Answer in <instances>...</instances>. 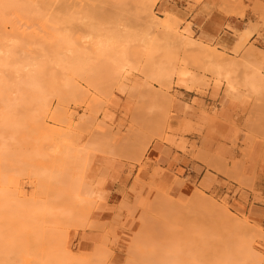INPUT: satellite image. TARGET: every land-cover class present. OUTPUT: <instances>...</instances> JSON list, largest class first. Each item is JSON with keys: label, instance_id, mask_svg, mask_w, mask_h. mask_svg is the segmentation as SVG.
<instances>
[{"label": "rangeland", "instance_id": "1", "mask_svg": "<svg viewBox=\"0 0 264 264\" xmlns=\"http://www.w3.org/2000/svg\"><path fill=\"white\" fill-rule=\"evenodd\" d=\"M0 1L3 3L4 0ZM49 1L46 0L45 3V0H33V2L32 0H12L10 3L7 0L5 6L8 7L10 4L12 10L10 7L8 10L4 9L7 7L2 9L6 23L4 29L1 27L4 35L1 33L0 35L3 37L7 34L12 35L13 42H9L10 39L7 36L4 40L0 37V43L7 41L9 44L17 45L18 40L21 43L23 38H26L16 48L14 47L16 51L13 48L15 52L14 57L12 56L13 61L7 66L11 68H1L3 73L17 79L56 80L61 93L49 94L46 97V103L36 94V100L38 98L39 103H34L35 95L27 92V94L11 93V95L9 93L8 96H2L3 100L4 97L7 99L2 100L4 103L0 100V113L12 114V110L18 123H23V126L21 124L22 127L20 126L14 134L9 135L5 132L2 137L0 135V144L3 143L6 146L5 158H2L3 161L0 159V264H71L73 259L70 253L73 258H77L73 264L80 259H83L85 264H132L136 260L132 259L131 263V259L127 257H136L130 256L132 246L129 247L130 241L137 244L136 232L142 234H140L142 242L140 240L141 243H139L141 249L136 246L142 252L141 257H137L140 258L136 262L138 264H158L151 262L152 259L149 260L152 252H156V248L160 249L162 254L169 251L171 258L173 256L172 260L170 254L167 256L171 264H190L191 259L192 261L200 260L202 264H213L214 261L210 262V259H220L222 249L230 244H227L228 239H230L228 242L234 243V247L239 244L235 241L238 237H233V234L238 233L235 231L236 228L245 229L242 224L233 226L235 222L242 223L239 218L248 219V227L250 224L254 226L253 229H260V232L256 231L257 234H254L255 237L251 228H249L251 231L248 229L247 232L250 231L254 237L252 238L251 233H248L249 246L252 244L254 252L260 255V261L258 258L253 257V259L256 260V264H264V85L256 84L259 82L260 75L264 80V58H262L263 61L260 59L264 52L257 49L254 42H249L250 34L264 26V0H221L222 9L233 8L239 14L249 9L252 13H257L258 21H260L254 24L249 23L252 28L241 32L227 25V28L232 29L237 37V44L230 51L232 56L227 51H219L214 43H203L195 38L192 30L194 25L191 22L178 17L174 14L175 11L160 9L156 5L152 8L151 15L146 7L144 12L142 6L140 10L144 13H133L132 11H139L135 7V0L134 2L133 0H116L118 4L115 0H97V2L85 0L86 3H94L95 8L99 5V8L101 6L102 8L98 10V13L89 4L92 7L90 9L95 10V13L92 10L91 13L90 11L79 13L77 8L82 9L86 3L83 2L84 5H82L77 0H70V2L60 0L64 2L58 5L59 0H51L55 2V5ZM98 1L103 3L100 2L98 5ZM136 1L139 2V0ZM193 1L198 3L200 0ZM129 2H133L132 6ZM128 3L130 9L127 7L126 9L130 10L129 13L124 10ZM87 5L88 3L85 7L89 8L90 6L87 7ZM139 5L137 8L140 7ZM116 6H121L124 13L119 8V10L116 9ZM72 8H76L78 13L73 12ZM84 8L83 10L86 9ZM47 10H49L48 15ZM168 15L171 19L169 22L175 19V27L173 22L171 26L169 24V27H166L167 29L172 27V33H169L171 30L169 32L167 30V37L158 33L160 30H165L164 27L160 29L158 22L157 29L153 28L154 31H150V28L154 27L153 22H147V20L153 17L169 19ZM151 25L152 27L149 28ZM175 29L177 38L173 34ZM170 35H173L174 39ZM185 38L194 42L189 40L188 47V43L182 45L180 41L188 42ZM196 42L207 47L209 53L213 51V48L214 53L223 52L220 53V57L218 52L217 57L213 55V52L210 53H213L212 55L216 58L219 57L216 64L214 57H212L213 63L210 54L204 55L207 51L199 53L197 49L189 50L190 44ZM186 47L188 50L185 49ZM209 48H212L211 51ZM3 49H6V46ZM3 54L4 51L0 55ZM256 57L259 60L254 59ZM219 61L223 65L219 66ZM255 61L262 63L258 64L259 62ZM225 62L238 64L228 68ZM120 64H125V66L122 65L124 68ZM14 69H20V71L13 72ZM163 71L167 75H164ZM256 71L260 75L256 74ZM182 72H186L185 76L178 75ZM189 75L191 77H188ZM255 75H259L258 82L255 80L256 77L254 78ZM196 76H201L202 80ZM260 81L262 82L261 79ZM232 84H236L234 88L238 96L234 95L235 89H232ZM221 88H224L226 97L235 102L234 112L229 120H223L219 114L223 97H218L216 103L209 104L192 94L204 96L209 89ZM185 91L192 92L185 93ZM25 95H29L28 100ZM16 100L20 103L17 104ZM176 103L181 104V109L176 108ZM200 109L207 113L208 119L204 122L194 119L195 112ZM103 139L106 140L103 141ZM206 139H210L209 141L214 145L218 141L225 140L229 144L231 154L225 157L216 151L206 149L204 147ZM99 141L101 144H98ZM92 142L99 146L109 143L112 150L110 149L109 153L104 152L106 151L104 147L103 151L98 149L101 151L98 152L96 149L101 146L96 148V144L93 145ZM4 149L3 152H5ZM1 157H4L3 154ZM80 173L85 175L81 178ZM82 181L86 186L91 185L85 186V189L88 188L89 190H86L90 191L88 195L87 191L83 190ZM77 186H79L78 193ZM81 187L86 194H80ZM197 191L198 198L201 200L197 198L196 203L198 200L200 202L206 200L207 203L205 201L203 205L204 207L205 204L207 205L206 210L209 213L212 206L210 198H213L212 204H219V206L222 204V207L226 205L236 217L227 215L225 220V216L224 218L220 216L224 215L223 208L220 215L219 212L217 213L220 217L217 215L215 216L217 218L213 217L216 214L215 210H220V207L216 205L219 209L215 206L216 209L213 207L215 210H212L215 213H210L215 223L210 221L213 223L207 222L208 226H206L205 221L202 220L203 225L200 221L204 218L197 217L195 213L200 215L201 212L203 217H206L208 213L202 214L203 207L199 206L200 203L196 206L193 199L191 203L188 200L192 195L194 198V193L197 197ZM156 192L157 195H155ZM73 193L74 196L76 195L75 198L78 196V199L73 198ZM201 193L209 197H203ZM161 194L163 198H166L165 201L172 199V201L181 202L182 206L180 204L179 208L184 207V211L181 209L182 214L178 205L174 207L182 217L178 216L174 208H171L174 205L173 202H170L172 205L169 206L171 208L168 209L169 213L166 208L161 209L160 203L164 202V199L157 202L159 200L157 197H161ZM201 196L203 198H200ZM168 198L171 199L168 200ZM186 201L190 204L194 202L197 209L200 207L198 213V210H194L196 209L194 204H189L195 211L190 213L193 218L191 220L186 218L189 216L186 211L192 208L185 209L188 204ZM209 201L210 207H208ZM155 202L158 204L156 205ZM163 204L165 206L166 202ZM203 205L201 203V206ZM89 207H91V213L87 212ZM172 209L177 214L175 219L174 213H171ZM161 210H166L167 215ZM204 210L203 212H207ZM85 213L89 214L87 218L83 216ZM170 215H172L171 219H169ZM176 217L182 218L181 222L176 221L178 220ZM218 218L219 220L222 218L220 220L222 222L226 221L225 224L216 220ZM228 218L230 220L227 221ZM235 218L239 219L238 222L234 221ZM231 219H234L233 225ZM79 220L80 224L85 223L84 226L78 224ZM204 220L207 221L206 218ZM164 222H167L166 226H169L167 230L174 231L165 230ZM208 228L215 231L213 234L216 233L220 238L214 236L212 231L210 235ZM220 228L224 232L220 231L217 234ZM191 229L195 233L191 232ZM159 230L161 233L157 232ZM226 232L227 236L231 233L230 238H227ZM242 233L243 231H241L243 237ZM205 234L210 237H205ZM244 234L248 236L246 231ZM237 235L240 236L239 233L235 236ZM225 236L226 243L223 238ZM104 238H107L105 239L107 243L102 244L99 252ZM62 241L66 242V252L71 251L69 254L64 252ZM225 244H227L226 247H223ZM97 247H99L98 251L94 252ZM167 247V251L162 249ZM228 247L231 249V246ZM219 248H221L220 251H218ZM230 249L226 248L225 251L233 255L232 258L229 257L232 260L235 259L234 262L244 258L235 257ZM243 249L246 254V248ZM126 250L131 252L125 253ZM147 250L153 251L149 253L148 260H145ZM161 251L157 253L160 254ZM91 252H94L96 256L97 252L103 256L99 258V255L97 258ZM160 255H158L159 258ZM181 255L185 263L181 261ZM200 256H204L205 260ZM68 257H71V261ZM246 259L249 262V258ZM157 260L162 263L163 259ZM232 260H230L231 263ZM198 261L195 263H201ZM247 261H243L244 264H248ZM165 262L168 261L165 259Z\"/></svg>", "mask_w": 264, "mask_h": 264}, {"label": "bare ground", "instance_id": "2", "mask_svg": "<svg viewBox=\"0 0 264 264\" xmlns=\"http://www.w3.org/2000/svg\"><path fill=\"white\" fill-rule=\"evenodd\" d=\"M4 1H5V0H4ZM4 1H3V3H2V1H0V33H1V34H3V33H2L3 31L1 32V30H2L1 27L4 29V27H5L4 25H5V23H6V19H5V17H4V13L2 12V9H3V7H7V6H5V2H6L7 0H6L5 2H4ZM8 1H9V2L11 1V2H12V0H8ZM36 1H37V0H36ZM42 1H43V0H42ZM50 1H51V0H50ZM50 1H49V2H50ZM53 1H54V0H53ZM53 1H51V2L55 4V2H53ZM72 1H76V0H72ZM72 1H71V2H72ZM80 1H81V0H79V1L77 0V2H79V4L84 5V3H86V1H88V0H86V1H85V0H82L81 3H80ZM89 1H90V0H89ZM101 1H102V0H101ZM101 1H100V2H101ZM117 1H118V0H117ZM127 1H128V0H127ZM9 2H8V3H9ZM11 2H10V3H11ZM28 2H29V1H28ZM32 2H33V0H32ZM39 2H40V1H39ZM62 2H64V1H62ZM62 2H60V0H59V4H58V5H60V3H62ZM69 2H70V0H69ZM83 2H84V3H83ZM93 2H95V0H93ZM96 2H97V0H96ZM98 2H99V1H98ZM100 2L97 3V4L99 5ZM115 2H116V0H115ZM119 2H120V1H119ZM124 2H125V1H124ZM133 2H134V0H133ZM133 2H131V3H133ZM139 2H140V5H139ZM139 2L136 1V0H135V2H134V3H136V4H135L136 6H135V5H134V6H135L136 9H138L139 11L134 12V11H132L133 9H132L131 11H132L133 13H138V12H139V13H140V12L142 13L143 11H144V12L146 11V10H144V8L146 7V9H148L149 12H150L151 15H152V10H153L152 8L155 6L157 0H139ZM8 3H6V4H8ZM13 3H15V2H13ZM13 3H12V5H13ZM16 3H17V2H16ZM18 3H19V2H18ZM37 3H38V2H37ZM40 3H41V2H40ZM40 3H39V4H40ZM45 3H46V0H45ZM45 3H43V4H45ZM87 3H88L87 7L90 6L89 8H86V7H85ZM87 3L84 5V7H85L87 10H86L83 6H82V9H81V8H77L78 11H79V13H80V12H81V13H84V12H89V11H90V13H91V10L93 11V9H90V8H92L91 5L94 7V5H93L94 3H92V2H87ZM101 3H103V2H101ZM105 3L108 4L107 2H104V4H105ZM110 3H111V2H110ZM110 3H109V4H110ZM113 3H114V2H112V4H113ZM116 3L118 4V2H116ZM120 3H121V2H120ZM129 3H130V2H129ZM129 3H128V6L126 5V6L124 7V10H127V13L130 12V10H128V9H130V8H128V7H130V6H129ZM131 3H130V5L132 6ZM29 4H30V3H29ZM32 4H34V3H32ZM47 4H49V3H47ZM47 4H46V5H47ZM79 4H78V6H79ZM89 4H91V5H89ZM117 4H116V5H117ZM19 5H20V4H19ZM35 5H36V4H35ZM35 5H34V6H35ZM40 5H42V3H41ZM51 5H53V4H51ZM55 5H56V4H55ZM55 5H54V7H55ZM67 5H68V4H67ZM73 5H74V3H73ZM137 5H139L140 7L137 8ZM13 6H15V5H13ZM13 6H12V7H13ZM16 6H17V4H16ZM32 6H33V5H32ZM36 6H37V5H36ZM48 6H49V5H48ZM69 6H70V4H69ZM80 6H81V5H80ZM95 6H97V5H95ZM99 6H100V5H99ZM99 6L96 7V8L94 7L95 10H97V11L99 10V11H100L101 8H102V6H101L100 8H99ZM109 6H110V5H109ZM141 6L143 7V9L141 8ZM8 7H10V9H11V5H10V4L8 5ZM8 7H7V8H4V9H5V10H6V9L8 10ZM21 7H22V6H21ZM37 7H38V6H37ZM37 7H36V8H37ZM42 7H43V6H42ZM61 7H62V5H61ZM64 7H65V6H64ZM70 7H71V6H70ZM72 7L74 8V6H72ZM75 7H77V6H75ZM105 7H106V6H105ZM105 7H104V8H105ZM116 7H117V6H116ZM116 7H115V8H116ZM126 7H127L128 9H126ZM16 8H18V7H16ZM24 8H25V7H24ZM32 8H33V7H32ZM34 8H35V7H34ZM40 8H41V7H40ZM52 8H53V6H52ZM73 8H72V9H73ZM83 8H84L86 11L83 10ZM104 8L102 9V12H103V13L105 12V11H103ZM107 8H108V7H107ZM110 8H112V6H110ZM110 8H109V9H110ZM115 8L113 9L114 11H115L116 9H118V8H119L120 10L122 9L121 6H120V7H117L116 9H115ZM133 8H134V7H133ZM48 9H49V8H48ZM60 9H61V8H60ZM65 9L67 10V7H66ZM69 9H70V8H69ZM72 9H71V10H72ZM75 9H76V8H75ZM75 9H73L74 11H73V10H72V11L78 13ZM79 9H80V10H79ZM89 9H90V10H89ZM109 9H107V10H109ZM119 9H118V10H119ZM140 9H142L143 11L140 10ZM11 10H12V9H11ZM20 10H21V9H20ZM25 10H26V9H25ZM25 10H24V11H25ZM29 10H30V9H29ZM33 10H34V9H33ZM45 10H46V9H45ZM56 10H57V9H56ZM56 10H54V11H56ZM61 10H62V9H61ZM61 10H60V11H61ZM82 10H83V11H82ZM95 10L93 11L94 13H95ZM118 10H117V11H118ZM148 10H147V11H148ZM13 11H15V9H14ZM31 11H32V10H31ZM48 11H49V10L46 11V14H47V15H48V13H47ZM50 11H51V8H50ZM54 11H53L52 13H54ZM99 11H98V13H99ZM111 11H112V9H111ZM117 11H116V12H117ZM121 11H122V10H121ZM121 11H119V13H122V12H123V11H122V12H121ZM128 11H129V12H128ZM22 12H23V11H22ZM33 12H34V11H33ZM37 12H38V9H37ZM57 12H58V11H57ZM109 12H110V11H109ZM116 12H114V13H116ZM125 12H126V11H125ZM144 12H143V13H144ZM6 13H8V11H6ZM17 13H19V12H17ZM25 13H26V12H25ZM41 13H42V12H41ZM50 13H51V12H50ZM59 13H60V12H59ZM71 13H72V12H71ZM96 13H97V12H96ZM107 13H108V12H107ZM123 13H124V12H123ZM150 13H149V15H150ZM20 14H21V12H20ZM36 14H37V13H36ZM46 14H45V16H47ZM38 15H39V14H38ZM151 15H150V16H151ZM43 16H44V15H43ZM166 17H167V16H165V18H166ZM149 18H150V17H149ZM168 18H169V19H164V18H162V17H158V19H159V20H158V19H156V18L153 17V18H151L152 20H151V19L147 20V22H148V21L153 22L152 25H153L154 27H152V25L149 26V28L152 27V28H150V31L152 30V32H153V31H154L153 28L155 29L156 26L158 25V23H160V26H161L160 29H163L162 27H164L166 31H165V30H164V31L160 30V32H158V33L162 34V36L164 35V37H165V36L167 37V36H168V32H169L171 29L173 30V28L171 27V29H169V28L167 29L166 27H169V24H170V26L173 24V27L176 26V25L174 24L175 19L172 18L174 21H171V22H173V23L171 24V22H169V20H171L169 15H168ZM155 19L157 20L156 22L154 21ZM147 22H146V24H147ZM150 22L148 23L149 25L151 24ZM154 22H155V24H154ZM157 22H158V23H157ZM156 23H157V24H156ZM175 23H176V22H175ZM146 24H145V25H146ZM158 26H159V25H158ZM158 26H157V27H158ZM149 28H147V29H149ZM156 29H157V28H156ZM158 29H159V28H158ZM177 29H178V28H177ZM167 30H168V32H167ZM172 30H171V32H169V33H172ZM4 31H5V30H4ZM148 31H149V30H148ZM150 31H149V32H150ZM155 31H156V30H155ZM174 31H175V32H174ZM174 31H173V32H174L173 34H175V35H176L175 37L177 38V37H178V34H176V33H177V32H176L177 30L175 29ZM187 31H188V30H187ZM187 31H186V32H187ZM189 31H190V30H189ZM163 32H164L165 34H164ZM190 32H191V31H190ZM166 33H167V34H166ZM3 35H4V34H3ZM3 35H0V37H3ZM5 35H6V33H5ZM7 36H9V35L7 34V35L4 36L3 38H1V40H4V38L7 37ZM170 36H171V35H170ZM19 37H20V36H19ZM171 37H173V35H172ZM179 37H180V36H179ZM183 37H184V36H183ZM189 37H190V36H189ZM7 38L10 39L9 42H13L12 39H11V38H13L12 35L9 36V37H7ZM7 38H6V39H7ZM20 38H21V37H20ZM180 38H182V36H181ZM24 39H26V38H23V40H24ZM28 39H29V38H28ZM169 39H170V38H169ZM173 39H174V37H173ZM1 40H0V41H1ZM16 40H18V39L16 38ZM16 40L14 39V43L17 42ZM23 40L21 41V43L23 42ZM178 40H179V39H178ZM185 40H188V39L185 38ZM189 40H190V39H189ZM189 40H188V42H186V43H185V42L183 43V42L180 41V40H179V41H180V43H182V45L188 43V45H187V47H188V46H189ZM15 41H16V42H15ZM173 41H174V40H173ZM179 41L175 40V42H179ZM190 41H191V42H194L193 40H190ZM19 42H20V41L18 40V44H17V45H13L12 43L9 44V43H7V41H6V42L4 41L3 43H0V44H4V45L6 46V49H3L5 46L2 47V45H0V48L2 47V48H1V51H0V52H1L0 54H2V52L4 51V54H3V55H0V95H1L0 97L2 98V96H4V95L8 96L9 93H10L9 95H11V93H15V94H16V93H17V94H18V93H20V94H21V93H24V94H27V93H28V94H31V95H33V94L35 95V94H36V95H38L39 97H41V98L43 99V100H42V99H41V100H42L44 103H46V97H47L49 94L57 92L58 95H59V94L61 93V92H60L61 90H60V88L58 87V82H57L56 80H47V79H43V78H42V79H40V78H39V79H35V78H18V79H17V78H10V77H11L10 75L7 76V75H6L5 73H3V71L1 70V68H5V67H7L8 65H10V64L12 63V61H13V57H14L13 53L15 54V52H13V48H14V47L16 48L19 44H21V43H19ZM26 43H27V42H26ZM26 43H25V44H26ZM203 43H204V42H203ZM28 44H30V43H28ZM195 44H196V45H195ZM22 45H23V44H22ZM182 45H181V46H182ZM190 45H191V48H192V45H193L194 47H193L192 49L189 48V50H193V51H194V49H197V50H198L197 52H199V53H202L203 51H207L206 53L204 52L205 54L203 53L205 56H206V55H209L211 52L214 53V51H215L214 48H213V49H212V48H209L210 51H211V49L213 50V51H211V52L209 53V50L207 49V47H206V48L203 47L204 45L199 44V42H196V43H194V44L191 43ZM197 45H200V46H197ZM7 46H8V48H7ZM184 46H186V45H184ZM205 46H206V45H205ZM187 47H186L185 49L188 50ZM15 48H14V49H15ZM22 48H24V47L22 46ZM182 48H183V46H182ZM202 48H203V49H202ZM19 49H20V48H19ZM252 49H253V48H252ZM254 49H255V48H254ZM199 50H200V51H199ZM15 51H16V49H15ZM195 51H196V50H195ZM201 51H202V52H201ZM220 51H221V50H220ZM251 51H252V50H251ZM217 52H218V51H216L214 54H213V53H212V54H213V55H216ZM255 52H257V49H255ZM207 53H208V54H207ZM220 53L222 54L223 52H220ZM220 53L218 52L219 57L221 56ZM203 54H202V55H203ZM212 54H210V56H211V58H210V59H211V62L214 63V61H216V62H215V64H216L217 61H218V59H219V57L216 58L217 55H216V57H215V56H213ZM253 54H255V53H253ZM226 55H227V54H226ZM250 55H251V54H250ZM255 55H256V54H255ZM12 56H13V57H12ZM205 56H204V57H205ZM247 56H248V55H247ZM251 56H253V55H251ZM256 56H257V55H256ZM263 56H264V55L262 54V57L260 56V59L264 58ZM212 57H214V61H212V59H213ZM224 57H225V55H224ZM254 57H255V56H254ZM205 58H207V57H205ZM208 58H209V56H208ZM228 58H229V57H228ZM229 59H230V58H229ZM254 59H257V57L254 58ZM223 60H224V59H223ZM257 60H259V59H257ZM221 61H222V60H221ZM224 61H225V60H224ZM229 61H231V60H229ZM262 61H263V59H262ZM219 62H220V61H219ZM226 62H227V61H226ZM226 62H225V63H226ZM234 62H235V61H233V63H234ZM255 62H256V61H255ZM258 62H259V61H258ZM258 62H256V63H258ZM220 63H221V64H220ZM220 63H219V66H220V65H223L222 62H220ZM227 63H228V62H227ZM227 63H226L225 66H228V68H233V66H235V65L238 64L237 62H236L237 64H233V63L231 64V62H230L229 64H227ZM261 63H262V62H261ZM261 63L259 62L258 64H261ZM120 65H121V64H120ZM122 65H123V64H122ZM122 65H121V66H122ZM229 65H230V66H229ZM123 66H125V64H124ZM123 66H122V67H123ZM225 66H224V67H225ZM118 67H119V66H118ZM7 68H8V67H7ZM9 68H11V67H9ZM9 68H8V69H9ZM123 68H124V67H123ZM167 68H168V67H167ZM12 69H13V68H12ZM120 69H121V68H120ZM10 70H11V69H10ZM121 70L123 71V69H121ZM164 70H165V69H164ZM18 71H20V69H16V70L14 69L13 72H18ZM165 72L168 74V72H167L166 70H165ZM165 72L163 71L162 73H163L164 75H167ZM175 73H176V72H175ZM11 74H12V73H11ZM163 74H162V76H163ZM176 74H177V73H176ZM185 74H186V72H182V74H178V75H180V76H185ZM253 74H254V72H253ZM256 74H259V73H257V71H256ZM178 75H177V76H178ZM194 75H195V74H194ZM259 75H260V74H259ZM259 75H255V76H254V78L256 77V78H255L256 82H258V81H259V82L256 83L255 80H253V81H254L256 84H258V85H259V84H260V85H262V84L264 85V80L262 79L261 75H260V76H259ZM6 76H7V77H6ZM9 76H10V77H9ZM258 76L260 77V79L262 80V82L260 81L259 78H258L259 80L257 81V77H258ZM188 77H191V76L189 75ZM196 77H197L198 79H200L201 76H200V77H199V76H196ZM201 78H202V77H201ZM254 78H252V79H254ZM191 79H192V78H191ZM200 80H202V79H200ZM204 80H205V79H204ZM250 80H251V79H250ZM253 81H252V82H253ZM201 82H202V81H201ZM205 82H206V81H205ZM228 82H229V81H228ZM261 83H262V84H261ZM190 84H191V83H190ZM227 84H228V83H227ZM229 84H230V82H229ZM229 84H228V85H229ZM232 85H233V86H232V87H233L232 89H235L234 86H236V84H235V85L232 84ZM191 87H192V86H191ZM227 89H228V87H227ZM233 91H234V90H232V92H233ZM26 92H27V93H26ZM234 92H235V94L233 93L234 95H236V94L238 93V92L236 93V89H235ZM20 94H19V95H20ZM55 94H56V93H55ZM22 95H23V94H22ZM22 95H20V96H22ZM36 95H35V101L33 100L34 103H37V102L39 101L38 98H37L38 101L36 100V97H37ZM231 95H232V93H231ZM28 96H29V95H27V96L25 95V97L27 98V100H28ZM236 96H238V94H237ZM236 96H235V97H236ZM239 96H240V95H239ZM32 97H34V96H32ZM60 97H61V96H60ZM1 98H0V100H1V102H2L3 98H2V99H1ZM29 98H30V97H29ZM171 98H172V97H171ZM4 100H7V99L4 97ZM4 100H3V101H4ZM9 100H10V101H14V100H11V99H9ZM18 100H19V99H18ZM18 100L15 101L17 104L20 103V101L18 102ZM25 100H26V99H25ZM25 100H24V101H25ZM171 100H172V99H171ZM29 101L31 102V100H29ZM5 102H6V101H5ZM21 102H22V101H21ZM26 102H27V101H26ZM169 102H170V98H169ZM2 103H4V102H2ZM38 103H39V102H38ZM40 103L42 104V102H40ZM44 103H43V105H46V104H44ZM171 103H172V102H171ZM171 103H170V104H171ZM168 104H169V103H168ZM43 105H42V106H43ZM11 112H12V114H10V113H8V112H7V113H4V112H1V113H0V135H1V137H2V135H3L5 132H7L9 135H12V134H14L15 131L21 126V124H22V126H23V123H22V122H21V123H18L19 121L14 117L15 115L13 114V111H12V110H11ZM13 115H14V116H13ZM12 116H13L15 119H13ZM29 119H30V117H29ZM22 126H21V127H22ZM1 137H0V138H1ZM104 140H106V139H103V141H104ZM99 142H100V141H99ZM99 142H98V144H101V142H100V143H99ZM92 143H93V145L96 144V148H97V146H98V147H100V146L102 147V148L100 147V148H97V149L94 148V149H96V151H98V152L103 151V150H104V147H105V149H106V151L104 150V152L109 153V152H111V150H112V149H111L112 147L110 146L109 143H107L108 146H107L105 143L103 144L104 146H103V145H100V146H99L97 143H94V142H92ZM1 145L3 146L2 149H1V147H2ZM105 145H106V146H105ZM0 146H1V147H0V150H1V151H0V159L2 160V158H5V154H4V153H6V146H4L3 143L0 144ZM86 146L88 147V145H86ZM91 146H92V145H91ZM91 146H90V147H91ZM4 147H5V149H4ZM92 147H93V146H92ZM94 147H95V146H94ZM106 147H108V149H107ZM3 149L5 150V152H3ZM98 149L101 150V151H99ZM110 149H111V150H110ZM84 150H86V149L84 148ZM84 150H83V151H84ZM88 150H89V148H88ZM88 150H87V152L89 153ZM108 150H109V151H108ZM83 151H82V152H83ZM94 152H95V151H94ZM85 153H86V152H85ZM102 153H103V152H102ZM107 153H105V154H107ZM2 154H3L4 157H1ZM89 155H90V154H89ZM80 156H81V155H80ZM82 157H83V156H82ZM90 158H91V155H90ZM85 159H86V158H85ZM1 160H0V164H1ZM2 161H3V160H2ZM85 162H86V161H85ZM86 163H88V162H86ZM90 163H91V162H90ZM80 164H81V163H80ZM83 164H84V163H83ZM87 165H88V164H87ZM82 166H83V165H82ZM85 166H86V164H85ZM83 167H84V166H83ZM87 167H88V166H86V168H87ZM86 168H84V170H86ZM81 171H82V169L80 170V172H81ZM83 175H85V174H83ZM83 175L80 173L81 178H82ZM81 178H80V180H82ZM0 179H1V178H0ZM83 179H84V177H83ZM78 180H79V179H78ZM2 182H3V181H2ZM79 183H81V182H79ZM82 184H84V185H83V186H84V188H83L84 191H85L86 189H88V188L85 189V186H86L85 182L83 183V181H82ZM90 186H91V185H90ZM90 186H89V184H88L86 187H90ZM77 187H78V188H77V191H76V192L78 193L79 186H77ZM5 188H6V187H5ZM92 188H93V187H92ZM83 190H82V187H81V188H80V191H81L80 194H81V193H83V194L85 193ZM88 190H89V189H88ZM88 190H86V191H87V192H86L87 195H88V193L90 192V191H88ZM158 192H159V191H158ZM86 193H85V194H86ZM91 193H92V190H91ZM91 193H90L89 195H91ZM199 193H200V192H199ZM157 194H158V193L156 192L155 195H157ZM201 194H203V193H201ZM161 195H162V194H161ZM203 195H204V196H203ZM203 195H202L203 197H209L208 195H207V196H205V194H203ZM75 196H76V195H75ZM75 196H74V193H73V198H74V199H78V198H77L78 196H77L76 198H75ZM159 196H160V193H159ZM169 196H170V195H169ZM202 196H201L200 198H203ZM163 197H164L163 195H162L161 197H157V198L159 199V200H157V202H158V201L160 202V199H162V200L164 199V202H166L165 206H164V204H163V203H164L163 201H162V203H160V205H161V206H160L161 209L166 208V209H167V213H169L170 211H169L168 209L174 208L175 211H176V208H175V207L178 205L177 207H178V209L180 210V212H181V214H182V212L184 211V210H183L184 207H183V208L181 207V206H182L181 202H179L178 200H174V201H172V199H171L172 197H171V198H168V200L171 199L170 201H165L166 198H163ZM165 197H167V196H165ZM190 197H191V199H188L189 202L193 199L192 201H195V203H196L197 198L199 197V196H198V191H197V197L195 196V193H194V198H193V195L190 196ZM89 198H90V197H89ZM173 199H175V198H173ZM195 199H196V200H195ZM198 199H199V198H198ZM207 199H208V198H207ZM211 199L213 200V198H210L211 205H212V206H211V209L209 210L210 213L212 212V214H213L214 211H212V210H215L217 206L220 207V210H219V211H217V209L215 210V211H216V214H215L214 216H213L212 214H210V213L208 212V210H206V209H208V208L206 207V206H207L206 204H205V207H204L203 203H205L206 200L200 202L199 200H201V199L198 200V203H196V206H197V204L200 203L199 206H200V207H203V208H202L203 210H204V208H205L204 211H207V212H203V210H202V214H203V213H208L209 216H208V214H207V216H208L209 218H207L206 214H204V216H206V217H203V216L201 215V212H200V215L195 213V211H197V210H198V213H199V211H200V207H198V209H197L196 206H195V204H194V202H192V204H194V208H196V209H194L192 206H190V205H192V204H190L191 202L189 203L188 201H186V204H187V203H188V204H187V205L185 204V205L187 206V208L185 207V209L188 210V209H189L188 207H192V208L189 209L188 211H186V210H185V211L188 212L187 214H188L189 216H190V213H191V212H194L195 215H197V217H200V216H201V217L204 218V219L206 218L207 221L204 220V219H201V221L199 220V221L202 222V223H203V221H205L204 223H206V224H205L206 226H208V225H207V222H209V223H211V224L214 222L215 219H214L213 217H215V216L217 215L218 212H219V215H220V213H221V209H222V208H223L222 211L224 212V215H220V216H221V217L225 216V220H226V218H227V217H226L227 215H228V216H231V217H236V215H234L235 213L232 214V213L230 212V210L226 207V205H225L224 207H222L223 205H222L221 203H220L221 206H219V204L217 205V204H215V203H213V204H214V205H213ZM99 200H100V199H99ZM214 200H215V199H214ZM155 201H156V199H155ZM175 201H177V203H175ZM210 201L208 202V203H209L208 207H210ZM215 201H216V200H215ZM167 202H169V203H167ZM170 202H171V203L173 202L172 204H174V205L171 204V205H172L171 208L169 207V206H171V205H170ZM178 202H179V204H178ZM216 202H217V201H216ZM201 203H202L203 206H201ZM206 203H207V201H206ZM217 203H218V202H217ZM150 204H151V202H150ZM155 204H156V202H155ZM157 204H158V203H157ZM157 204H156V205H157ZM180 204H181V206H180L181 208H179V205H180ZM183 204H184V203H183ZM189 204H190V205H189ZM92 205H93V204H92ZM156 205H155V208H157ZM216 205H217V206H216ZM162 206H163V207H162ZM166 206H168V207H166ZM174 206H175V207H174ZM215 206H216V207H215ZM213 207H215V209H213ZM218 207H217V208H218ZM181 209H182L183 211H182ZM193 209H194L195 211H194ZM218 209H219V208H218ZM155 210H156V209H155ZM179 210H178V211H179ZM163 211H164V210H163ZM163 211L161 210V212H163ZM168 211H169V212H168ZM173 211H174V210L172 209L171 213H174V214H173V215H174V219H175V216H176L177 214H178V216L181 215L180 212L177 213V211H176L177 214H175V212H173ZM87 212L91 213V207H89V209H88ZM165 212H166V210L164 211V213H165ZM214 213H215V212H214ZM165 214H166V213H165ZM165 214H164V215H165ZM88 215H89V214H88ZM88 215H86V213H85L83 216H85V218H87ZM162 215H163V213H162L160 216L162 217ZM166 215H167V214H166ZM166 215H165V216H166ZM198 215H199V216H198ZM210 215H212L213 217H210ZM219 215H217V216L220 217ZM86 216H87V217H86ZM189 216H186V218L188 217V218L191 220L192 217H191V216L189 217ZM163 217H164V216H163ZM180 217H182V215H181ZM242 217H243V216H242ZM171 218H172V215H170L169 219H171ZM176 218H178V217H176ZM194 218L197 220L196 217H194ZM211 218H213V220H212ZM215 218H217V217H215ZM223 218H224V217H223ZM238 218H239V217H238ZM164 219H165V218H164ZM174 219H173V220H174ZM181 219H182V218H178V220H176V221H180ZM192 219H193V218H192ZM209 219H211V220H209ZM221 219H222V218H221ZM221 219H220V220H221ZM239 219H240V221L242 220V223H240V222H239V223H236V222H235L234 225H233L232 222L236 221L237 219H236V218H235V220H234V219H231V220H232L231 223H232L233 226H235L236 224H237V225H238V224H242L243 226H245V227H243V228H245V229H239V230H238V228H236L237 230H235V229L233 228L236 232L238 231V233L240 234V236H239V235L235 236V235L238 234V233L233 234V237H235V238L238 237L237 239H235V241H236V243H239V244L236 245V246H235L236 248H235L233 242H228V240H230V239H228V240L226 239V236H227V234H228V233L226 232V236L223 237V238H224V241H225V239L227 240V244H229V243H230V244H229V245L225 244V246L223 245V247H226V245H227L226 248L230 249L228 246H231V249H230V250H231V253H232V251H233L232 254H234L235 257L241 258V257H239V256H242V257H244V258H241L240 261H239V259H238V260H237L238 262H237V261L234 262L233 260H235V259H233V260L230 259V257L233 256V255H230V252H228V254H227V252H226L227 250L225 251L226 248H224V249H222V252H223V253L221 252L222 255H221V254H220L221 256L218 255V256H220V259H218V258H214V256H213L212 258H214V259L211 260L210 257H208L209 254H207V257H208V259H210V262H211V261H212V262L214 261L213 264H218V263L220 264L222 261H224V262H222L223 264H229L230 260H232V263L230 262V264H237V263H238V264H244L243 261L246 262V261H247L246 258H249V262L247 261L248 264H249V263H250V264H254V263L256 264V260H254V259H256V258H258V260L260 261V259H259V258H260V255H259L257 252H254V250H253V245H252V244H251V246H249L250 243H249V240H248V239H250L248 233L251 231V229L253 230L252 233H253V236H254V237H255L254 234H257V232H260V229H258V228H257V229L254 228V229H253L254 226H252V225H250V224H249L250 227H248V223H249V220H248V219H242V218H239ZM239 219H238V220H239ZM202 220H203V221H202ZM216 220L220 221L219 218L216 219ZM228 220H230V219L228 218L227 221H228ZM233 220H234V221H233ZM238 220H237V222H238ZM163 221H164V220H163ZM192 221H193V220H192ZM210 221H213V222H210ZM218 221H217V223L220 224ZM81 222H82V221H81ZM174 222H175V221H174ZM180 222H181V221H180ZM193 222H194V221H193ZM200 222H199V224H200ZM220 222H222V221H220ZM225 222H226V221H225ZM225 222H222V223L225 224ZM160 223H161V222H160ZM164 223H165V222H164ZM166 223H167V222H166ZM166 223H165V226H166ZM186 223H187V222H186ZM197 223H198V222H197ZM202 223H201V224H202ZM204 223H203V225H204ZM214 223H215V222H214ZM222 223H221V224H222ZM243 223L246 224L247 226L244 225ZM78 224H80V220H79V223H78ZM84 224H85V223L83 222V225H82V223H81L80 226H84ZM187 224H188V223H187ZM223 224H222V225H223ZM170 225H171V224H170ZM193 225H196V224H193ZM203 225H202V226H203ZM216 225H217V224H216ZM228 225H229V222H228ZM75 226H77V224H76ZM80 226H78V228H79ZM161 226H162V225H161ZM161 226H160V227H161ZM214 226H215V224H214ZM218 226H219V225H218ZM220 226H221V225H220ZM220 226H219V227H220ZM233 226H232V227H233ZM239 226H241V225H239ZM167 227H169V226H166V227H165L166 229H165V228H164V229L167 230V229H168ZM199 227H200V226H199ZM199 227H197V228H199ZM211 227H213V226H211ZM215 227H216V226H215ZM222 227H223V226H221V228H222ZM258 227H259V226H258ZM75 228H76V227H75ZM78 228H77V229H78ZM81 228H84V227H81ZM172 228H173V227H172ZM174 228H175V227H174ZM189 228H190V227H189ZM193 228H195V226H194ZM221 228H220V229H221ZM241 228H242V226H241ZM246 228H247V230H246ZM249 228H251V229H249ZM259 228H260V227H259ZM199 229H200V228H199ZM201 229H202V228H201ZM201 229H200V230H201ZM208 229L210 230V228H208ZM225 229H226V228H225ZM229 229H231L230 225H229ZM248 229L250 230L249 232H247ZM156 230H157V229H156ZM165 230H164V231H165ZM192 230H193V229H191V232H194V231H192ZM195 230H196V229H195ZM206 230H207V227H206ZM215 230L217 231L218 229H215ZM234 230H233V231H234ZM162 231H163V230H162ZM167 231L170 232V231H172V230L170 229V231H169V230H167ZM167 231H166V232H167ZM173 231H174V230H173ZM173 231H172V232H173ZM211 231H212V230H210V235H212V234L215 232V231H212V234H211ZM220 231H222V229L219 230V231H217V234H218V232L220 233ZM227 231H228V230H227ZM235 231H234V232H235ZM241 231H243V233H242V235H244L243 237L241 236ZM245 231H246V234H248V236L244 234ZM254 231H255V233H254ZM256 231H257V232H256ZM140 232H141V231H140ZM157 232H160V230L157 231ZM166 232H165V235H166ZM199 232H200V231H199ZM202 232H203V230H202ZM204 232H205V231H204ZM222 232H224V230H223ZM136 233H137L136 236H137V238H138V241H137V244H138V245L136 244V242L132 243L133 241H130L131 243H130V245H129V247H130V246L134 247V248L136 249V251H135L134 248L132 249V247H130L131 250H132V253H130L131 250L128 251V252H127V250H126V252H125V253H130V256H132V257H133V255L136 256V257H133V258H131V257H127V259H128V258L131 259V263L133 262L132 259L136 260V261H134V263H136L137 261H139L140 258H137V257H138V256L141 257L140 255H142V252H140V251L138 250V249H141V248H140L141 246H139V245H140L139 243L142 242V240H141L142 238L140 237V234H141V233H139V232H136ZM160 233H161V232H160ZM194 233H195V232H194ZM196 233H197V232H196ZM200 233H201V232H200ZM208 233H209V231H208ZM208 233H207V235H208ZM232 233H233V232H232ZM250 233H251V232H250ZM252 233L250 234V236H251L252 238H254V237L252 236ZM75 234H76V233H75ZM138 234H139V235H138ZM167 234H168V233H167ZM173 234H174V233H173ZM173 234H171V238L174 237V236L172 237ZM201 234H203V233H201ZM223 234H224V233H223ZM141 235H142V234H141ZM165 235H164V236H165ZM213 235H214V234H213ZM219 235H220V234H219ZM230 235H231V233L229 234V236H230ZM104 236H105V235H104ZM136 236H134V237H136ZM197 236H198V233H197ZM204 236L207 237L206 234H205ZM214 236L219 237L218 235H216V233H215ZM214 236H213V237H214ZM220 236H221V235H220ZM222 236H224V235H222ZM229 236H227V238H228ZM246 236H247V237H246ZM139 237H140V239H139ZM162 237H163V236H162ZM201 237H202V236H201ZM208 237H210V236H208ZM208 237H207V238H208ZM239 237H241L240 240H241L242 242L239 240ZM244 237L248 240V242H247L246 239H244ZM259 237H260V236H259ZM157 238H159V237H157ZM171 238H170V239H171ZM203 238H204V237H203ZM211 238H212V236H211ZM214 238H215V237H214ZM219 238H220V237H219ZM221 238H222V237H221ZM229 238H230V237H229ZM242 238L244 239V241H243ZM105 239H107V238H104V240H103L104 242H105ZM162 239H163V238H162ZM170 239H169V240H170ZM204 239H205V238H204ZM233 239H234V238H233ZM233 239H232V241H233ZM140 240H141V242H140ZM157 240H158V239H157ZM173 240H174V239H173ZM198 240H199V239H198ZM252 240H253V239H252ZM103 241L101 242V245H100L101 248L99 249V247H97V248H96L97 250L94 249V252H95V251H98V249H99V252H100V250L102 249V246H103L102 244H106V243H107V242L104 243ZM106 241H107V240H106ZM152 241H153V240H152ZM158 241H161V240H158ZM208 241H209V239H208ZM214 241H215V240H214ZM222 241H223V240H222ZM235 241H234V242H235ZM237 241H238V242H237ZM245 241H246V242H245ZM62 242H63V241H62ZM62 242H61V243H62ZM153 242H154V241H153ZM162 242H163V241H162ZM204 242H205V240H204ZM250 242H251V241H250ZM63 243H64V244H62V245H63L62 248H63L65 251H64L62 248H61V249H62V251L66 252V242L64 241ZM168 243H169V242H168ZM202 243H203V242H202ZM220 243H221V242H220ZM225 243H226V241H225ZM242 243H243V245H242ZM128 244H129V243H128ZM133 244H134V245H133ZM154 244H155V243H154ZM160 244H161V242H160ZM172 244H174V243L172 242ZM205 244H206V243H205ZM205 244H204V245H205ZM211 244H212V243H211ZM221 244H222V243H221ZM232 244H233V246H232ZM244 244H246V245H244ZM97 246H99V245L97 244ZM104 246H105V245H104ZM136 246L138 247V249H137ZM163 246H164V245H163ZM216 246H218V245H216ZM244 246H245V247H244ZM247 246L249 247V248H248L249 250L247 249ZM94 247H95V246H94ZM129 247H128V248H129ZM168 247H169V246H168ZM168 247H167V249H165V248H162V249H163L164 251H165V250L167 251V250H168ZM218 247H220V246H218ZM218 247H217V248H218ZM232 247L235 248V249L233 250ZM237 247H238V248H237ZM242 247H243V248H246V250H245V252H247L246 254H244V252H243L244 249H243ZM151 248H153V247H151ZM213 248H214V247H213ZM221 248H222V246H221ZM221 248H219L218 251H220ZM106 249H108V248H106ZM156 249H157V248H156ZM156 249H155L156 252H154L153 250H152L153 252H152V251H149V252H148V250H149V249H148V250H147L148 253H147V254L145 253V260H146V259L148 260V258H149V253L152 252L153 254L151 253L152 255H150L151 257H150V259H149V260L152 259L151 262L158 263V264H159V263L162 264L163 262H164L165 264H168V263L171 264V263L169 262V261H170V258H171V254L168 253L169 251H168V252H165L167 255H166L165 253H163V254L166 255V257L168 256V254H170V258L167 257L169 260L165 257V259L168 261V262L166 263V262H165V259L163 258L165 255L162 254V251H161L160 249H157V250H156ZM215 249H216V248H215ZM240 249H242V250H240ZM103 250H104V252H106L105 249H103ZM128 250H129V249H128ZM137 250H138V251H137ZM150 250H151V249H150ZM158 250H159V251H158ZM169 250H170V248H169ZM247 250H248V251H247ZM68 251H69V250H67V252H66L67 254H69V253L71 252V251H69V252H68ZM92 251H93V250H92ZM160 251H161V253H160L161 255L157 253V252H160ZM164 251H163V252H164ZM171 251H172V250H171ZM224 251H225V252H224ZM237 251H239V252H237ZM94 252H93V253H94ZM137 252H138L139 255L136 254ZM139 252H140L141 254H140ZM93 253L91 252L92 255H93ZM155 253H157V254H156L157 256H156V255L153 256ZM199 253L203 254V252H199ZM217 253H218V252H217ZM219 253H220V252H219ZM91 254H90V255H91ZM100 254H101V253L98 254V252H97V256H99ZM131 254H132V255H131ZM194 254H195V253H194ZM201 254H199V255H201ZM225 254H226V255H225ZM69 255L72 256V258L70 257L71 259H73L72 261H71V259H70L69 257H68V258L70 259L71 264H73L74 261H75L77 258H75V257L73 258L72 253H70ZM94 255L96 256L95 253H94ZM127 255H129V254H127ZM146 255H147L148 257H146ZM158 255H160V258H159ZM199 255H197V257H199ZM204 255H205V254H204ZM223 255H224V257H223ZM227 255H228V256H227ZM249 255H250L251 257H250ZM97 256H96V257H97ZM102 256H103V255H102ZM102 256L100 255L99 258L102 257ZM181 256H182V255H181ZM218 256H216V257H218ZM229 256H230V257H229ZM96 257H95V258H96ZM156 257H158V258H156ZM161 257H162V258H161ZM200 257H201V259L204 258V256H200ZM205 257H206V256H205ZM207 257H206V258H207ZM253 257H254V259H253ZM97 258H98V257H97ZM136 258H137L138 260H137ZM154 258H155L156 260H155ZM172 258H173V256H172ZM172 258H171V260H172ZM191 258H192V257H191ZM195 258H196V257H195ZM231 258H232V257H231ZM233 258H234V257H233ZM251 258H252V260L250 261ZM78 259H79V258H78ZM157 259H161V260L163 259V260H162V263L159 262ZM193 259H194V258H193ZM215 259H216V261H215ZM221 259H223V260H221ZM227 259H228V260H227ZM236 259H237V258H236ZM80 260H82L81 262H82L83 264L86 263L83 259H80ZM80 260H77V261L75 262V264H79V263L82 264V263L80 262ZM153 260H154V261H153ZM186 260H187V259H186ZM189 260H190V259H189ZM203 260H205V258H204ZM203 260H202V261H203ZM242 260H243V261H242ZM253 260H254L255 262H254ZM78 261H79V263H77ZM128 261H130V260H128ZM128 261H127V263H128ZM155 261H158V262H155ZM181 261H183V256H182V260H181ZM181 261H180V262H181ZM195 261H198V260H194V261H192V259H191V261H189V262H190V264H193V263H195ZM218 261H219V262H218ZM225 261L228 262V263H226ZM259 261H257V262H259ZM261 261H262V260H261ZM84 262H85V263H84ZM145 262H146V261H145ZM147 262H150V261H147ZM151 262H150V263H151ZM183 262H184V261H183ZM191 262H193V263H191ZM199 262H201V261L199 260L198 263H199ZM239 262H240V263H239ZM134 263H132V264H134ZM164 263H163V264H164ZM176 263H177V262H176ZM184 263H185V262H184ZM186 263H187V262H186ZM205 263H206V262H205ZM207 263H209V262H207ZM222 263H221V264H222ZM128 264H129V263H128ZM136 264H138V263H136ZM172 264H173V263H172ZM177 264H178V263H177ZM181 264H182V263H181ZM195 264H197V262H196ZM199 264H202V262L199 263Z\"/></svg>", "mask_w": 264, "mask_h": 264}, {"label": "crops", "instance_id": "3", "mask_svg": "<svg viewBox=\"0 0 264 264\" xmlns=\"http://www.w3.org/2000/svg\"><path fill=\"white\" fill-rule=\"evenodd\" d=\"M155 5L160 9L175 11L176 13L174 14L178 17L185 18L186 21L194 25L192 30L195 33V38L203 42L214 43L219 51H227L231 56L230 51L237 44V37L232 29L227 28V25L241 32L252 28L249 23L260 22L258 21L257 13H252L249 9H246L242 14L236 13L233 8L222 9L221 0H200L198 3L193 0H157ZM249 42H254V46L264 52V26L257 28L250 34ZM186 92L191 93L192 91ZM192 94L194 97L204 99L209 104H214L218 97H223L219 106V114L223 120H229L232 117L235 102L226 97L224 88L209 89L204 96L196 93ZM181 107L180 103H176L177 109H181ZM194 119L204 122L208 119L207 113L200 109L195 112ZM209 140L206 139L204 141L206 149L216 151L219 155L225 157L231 154L229 144L225 140L218 141L216 145Z\"/></svg>", "mask_w": 264, "mask_h": 264}]
</instances>
